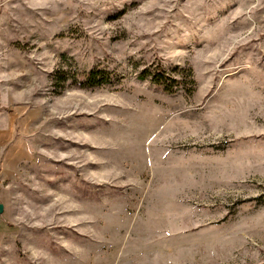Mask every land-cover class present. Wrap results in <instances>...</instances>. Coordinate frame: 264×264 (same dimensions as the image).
I'll list each match as a JSON object with an SVG mask.
<instances>
[{"label": "rangeland", "instance_id": "rangeland-1", "mask_svg": "<svg viewBox=\"0 0 264 264\" xmlns=\"http://www.w3.org/2000/svg\"><path fill=\"white\" fill-rule=\"evenodd\" d=\"M0 204V264H264V0H0Z\"/></svg>", "mask_w": 264, "mask_h": 264}, {"label": "trees", "instance_id": "trees-1", "mask_svg": "<svg viewBox=\"0 0 264 264\" xmlns=\"http://www.w3.org/2000/svg\"><path fill=\"white\" fill-rule=\"evenodd\" d=\"M65 81H70L83 89H95L111 84L108 75L101 72L98 68H94L89 72L75 74L73 76H70L69 80H66L65 78ZM152 82L157 86L163 87L166 91L170 87V84H168L169 79L167 80V78H165L163 70L158 72L152 78Z\"/></svg>", "mask_w": 264, "mask_h": 264}, {"label": "water", "instance_id": "water-1", "mask_svg": "<svg viewBox=\"0 0 264 264\" xmlns=\"http://www.w3.org/2000/svg\"><path fill=\"white\" fill-rule=\"evenodd\" d=\"M3 210H4V207L2 204H0V214H2Z\"/></svg>", "mask_w": 264, "mask_h": 264}]
</instances>
